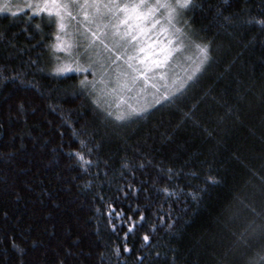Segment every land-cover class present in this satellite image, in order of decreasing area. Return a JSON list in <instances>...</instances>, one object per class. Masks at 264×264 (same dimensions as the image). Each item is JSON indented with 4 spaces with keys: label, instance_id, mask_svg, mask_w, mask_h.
I'll list each match as a JSON object with an SVG mask.
<instances>
[{
    "label": "trees",
    "instance_id": "1",
    "mask_svg": "<svg viewBox=\"0 0 264 264\" xmlns=\"http://www.w3.org/2000/svg\"><path fill=\"white\" fill-rule=\"evenodd\" d=\"M13 9L0 264H264V0H187L178 24L200 67L127 113L107 93L112 57L63 69L56 17Z\"/></svg>",
    "mask_w": 264,
    "mask_h": 264
},
{
    "label": "rangeland",
    "instance_id": "2",
    "mask_svg": "<svg viewBox=\"0 0 264 264\" xmlns=\"http://www.w3.org/2000/svg\"><path fill=\"white\" fill-rule=\"evenodd\" d=\"M137 3L138 0H0V10L31 8L33 12L55 16L61 57L68 60L62 63L63 69L76 67L70 60L84 66L91 60L107 72L112 57L115 73L109 74L106 82L114 88L107 93L113 94L116 105L125 107L123 111L127 113L172 92L198 70L204 56V50L195 45L185 51L178 24V10L185 0H145L155 9L147 21L138 20L132 8L126 13L117 7ZM158 4L167 7H156ZM138 10L148 11L143 7ZM126 32H139L137 41H132ZM141 47L143 52L139 51ZM144 90L148 94L141 95L139 103H135L131 93Z\"/></svg>",
    "mask_w": 264,
    "mask_h": 264
},
{
    "label": "snow or ice",
    "instance_id": "3",
    "mask_svg": "<svg viewBox=\"0 0 264 264\" xmlns=\"http://www.w3.org/2000/svg\"><path fill=\"white\" fill-rule=\"evenodd\" d=\"M187 2V0H185V3ZM117 7L119 8H123V10L127 13L129 8H132L133 12L136 15V18L138 20H144L147 21L149 16L152 15V13L155 11L154 7L152 5L146 4L145 0H138L137 4H132V5H118ZM141 7L148 9V11H139L138 9H140ZM156 7H167V5H160L158 4ZM125 21H121V23H124ZM155 21H153L154 23ZM143 29H140V32H142ZM125 35H130L131 36V40L132 41H137V37L139 35V32H137L136 34H131V33H125ZM139 42V41H138ZM140 52L144 51V48L141 47L139 48ZM141 75H143V72L140 73ZM145 239H147V237H145Z\"/></svg>",
    "mask_w": 264,
    "mask_h": 264
}]
</instances>
